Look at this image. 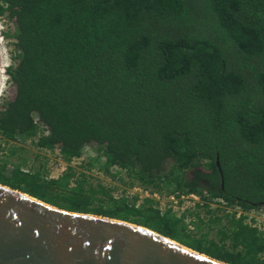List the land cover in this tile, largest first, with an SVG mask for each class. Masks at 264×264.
Instances as JSON below:
<instances>
[{
	"label": "trees",
	"instance_id": "obj_1",
	"mask_svg": "<svg viewBox=\"0 0 264 264\" xmlns=\"http://www.w3.org/2000/svg\"><path fill=\"white\" fill-rule=\"evenodd\" d=\"M3 17L16 24L18 61L0 111L1 184L264 264V230L248 217L264 214V0H0ZM29 143L44 153L31 164L17 156ZM52 163L65 168L53 176ZM93 168L202 201L179 216L94 182ZM209 201L242 213L215 215ZM202 225L217 238L191 234Z\"/></svg>",
	"mask_w": 264,
	"mask_h": 264
},
{
	"label": "water",
	"instance_id": "obj_2",
	"mask_svg": "<svg viewBox=\"0 0 264 264\" xmlns=\"http://www.w3.org/2000/svg\"><path fill=\"white\" fill-rule=\"evenodd\" d=\"M0 264L230 263L147 227L66 210L0 183Z\"/></svg>",
	"mask_w": 264,
	"mask_h": 264
},
{
	"label": "rangeland",
	"instance_id": "obj_3",
	"mask_svg": "<svg viewBox=\"0 0 264 264\" xmlns=\"http://www.w3.org/2000/svg\"><path fill=\"white\" fill-rule=\"evenodd\" d=\"M15 28H16V24L13 20L8 19L7 17L0 18V111L5 109V103L10 100L9 88L11 86V79L7 73V68L9 66L14 65L18 61L14 59V57L18 52L17 47L15 46L16 39L12 36V34L15 33ZM92 147L94 148V146ZM24 148H26L27 151H19L17 153V156L26 157L28 158L29 164L33 163V158H35L37 153H40V150L38 152L31 143L28 144V147H24ZM94 150L90 149V147L87 148L85 152V156H89L92 154L94 155L93 153L95 152ZM40 154H44V153L41 152ZM17 156L11 159L12 163L18 160ZM85 156L84 158H86ZM52 159L53 161H55L53 156ZM80 162L81 160H77L73 163V165L78 167ZM54 164L55 163H52V165L49 168L52 170V173L50 172V174L56 176L60 172H62L65 167L63 165H58V164L54 165ZM90 171L93 174L94 182L101 181L104 184H117V185H121L124 188H127L132 193H139L142 195L145 194L143 188L139 184L130 187L129 185H126L114 179L110 174L98 170V168L97 169L93 168V170ZM125 181L127 182V179ZM160 197L161 198L158 199L161 204L160 207L165 210L167 209V207L173 206V208L175 209V211L179 216L186 210L193 208L194 205L193 203L194 200H187L186 202L184 203L182 202L179 205L175 204L174 202H172L171 199H167L168 195L166 193H164L163 196L160 194ZM209 204L212 206L215 215L218 216L220 215L224 216L226 212L229 213V211L234 210V208L227 207L226 205L223 204L221 205L216 201H209ZM220 207L225 210L219 211ZM248 217L250 220H253L255 218L253 220L254 224L257 225L262 230H264V214L256 210V211L248 212ZM191 218H192L191 216L185 215V221L187 223L190 222ZM205 232H208L209 239L217 238L218 227L216 226L215 229L214 228L210 229L208 225H202L200 228H198V230L197 229L193 230L191 234L199 238ZM191 239L194 240V238ZM210 243L211 242L208 239L204 240L203 242L205 246H209V247H210ZM222 248L228 250L225 246H222Z\"/></svg>",
	"mask_w": 264,
	"mask_h": 264
},
{
	"label": "built area",
	"instance_id": "obj_4",
	"mask_svg": "<svg viewBox=\"0 0 264 264\" xmlns=\"http://www.w3.org/2000/svg\"><path fill=\"white\" fill-rule=\"evenodd\" d=\"M83 159H85V158L83 157ZM143 191L145 193L144 195L147 196V197H154L156 200L161 198L160 194L158 192L151 193L149 190H145V189H143ZM167 195H168L167 199H171L172 202H174L175 204H178V205L181 204L182 202L183 203L186 202L187 200H194V202H193L194 205H195L196 202H200L201 201V197L196 195V194H194V193H190V194L170 193V194H167ZM222 204L225 205L224 203H222ZM227 207H229V206H227ZM233 211H237L238 215H240L242 213V210L241 209H237V208H234Z\"/></svg>",
	"mask_w": 264,
	"mask_h": 264
}]
</instances>
